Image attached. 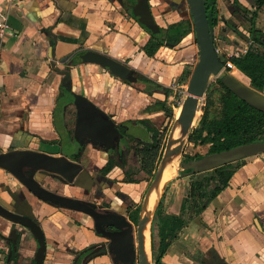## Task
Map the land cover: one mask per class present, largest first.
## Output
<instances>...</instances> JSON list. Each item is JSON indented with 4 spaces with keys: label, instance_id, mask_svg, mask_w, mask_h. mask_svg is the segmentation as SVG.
I'll list each match as a JSON object with an SVG mask.
<instances>
[{
    "label": "crops",
    "instance_id": "1",
    "mask_svg": "<svg viewBox=\"0 0 264 264\" xmlns=\"http://www.w3.org/2000/svg\"><path fill=\"white\" fill-rule=\"evenodd\" d=\"M130 1L0 0L7 22L0 37V151L34 149L78 162L84 171L78 182V175L71 182L53 173L37 172L35 176L52 191L120 212L125 209L124 196H131L134 203L140 199L141 183L125 181V172L116 164L106 173L99 170L109 151L92 142L87 130L81 136L77 132L83 139L75 136L77 115L64 81L108 114L124 139L130 128H143L149 140L147 124L163 132L161 125L169 119L171 101L177 92L184 93L198 57L193 31L177 46L162 45L153 56L146 55L141 47L149 33L129 13ZM174 1L153 5L149 0L159 25L190 17L187 6ZM238 1L249 9L254 6V0ZM230 2L217 0L219 14L225 19L233 16ZM234 16L245 20L238 13ZM223 25L220 19L214 27V44L221 58L242 46L232 31L221 33ZM255 25L264 32V6L257 11ZM86 51L124 62L137 80L128 82L107 67L82 60ZM229 73L235 79V73L242 74L248 81L237 80L249 85V78L238 68ZM140 75L164 86L167 96L141 82ZM157 100L165 101V109ZM134 135L130 137L142 140ZM232 162L238 166L229 184L200 217L191 218L178 232L161 264H203L201 260L208 264H264V153ZM182 181L181 193L171 188L164 195L167 212L180 211L187 183ZM0 204L38 220L46 242L42 264H122L108 239L95 230L92 217L39 198L2 167ZM36 249L30 231L0 216V264H32Z\"/></svg>",
    "mask_w": 264,
    "mask_h": 264
},
{
    "label": "water",
    "instance_id": "2",
    "mask_svg": "<svg viewBox=\"0 0 264 264\" xmlns=\"http://www.w3.org/2000/svg\"><path fill=\"white\" fill-rule=\"evenodd\" d=\"M185 2L187 3L194 36L198 45V57L192 69L179 113L175 117L167 135L157 170L145 192L138 213L135 236L132 222L122 212L109 208L100 209L95 203L90 201L52 191L44 187L35 176L37 172L43 174L53 173L65 181L71 182L78 175L75 180V182H78V178L84 172H81V165L78 162L72 161L63 155L54 156L34 149L0 151V167L12 173L34 195L49 200L58 206L85 212L92 217L95 230L108 239L113 253L122 264H153L151 262L150 249V224L166 183L163 185L154 207L149 210L150 195L152 190L160 184L167 166L175 158L179 159L183 143L187 138V132L193 126V121L200 108L199 100L205 94L211 76L220 78L225 87L239 98L264 111V93L252 88L250 83L246 85L239 82L223 69L222 61L214 44V29L210 28L204 0H185ZM131 11L134 19L145 30L151 33L160 30L161 25L156 21L149 0H133ZM220 18L225 21L224 16L221 15ZM51 41L53 42L52 39ZM86 52L89 53L90 57L87 58L81 55L84 61L95 62L102 67H107L111 73L128 82L134 83L137 80L130 67L124 62L104 53L96 51ZM64 84L72 95V103L76 110L77 125L75 136L81 140L83 137L79 138L77 132H80L81 136V133L87 130L92 142L102 145L106 150L114 147L118 149L123 133L115 122L83 93L72 91L69 81H64ZM177 125L180 126V136L177 145L173 147V133ZM172 149L173 153L171 154ZM259 153H264V140L251 141L219 152L204 154L199 159L184 163L183 167L192 168L193 172H199ZM0 216L8 221L22 225L33 234L37 249L32 264H42L46 242L43 229L38 220L17 210H10L1 204ZM146 230H148L149 237L148 245H146Z\"/></svg>",
    "mask_w": 264,
    "mask_h": 264
},
{
    "label": "trees",
    "instance_id": "3",
    "mask_svg": "<svg viewBox=\"0 0 264 264\" xmlns=\"http://www.w3.org/2000/svg\"><path fill=\"white\" fill-rule=\"evenodd\" d=\"M204 2L210 28L214 29L221 19L217 0H204ZM262 6H264V0H254L252 9L245 7L238 0H232L229 9L233 16L230 19H225L224 27L220 31L222 34H226L230 30L234 34L240 35L248 43V47L244 53H240L237 56L219 58L223 66L225 65L226 58H229L234 66L249 78L250 86L264 93V32L255 25L257 11ZM129 13L133 17L131 10ZM236 13L247 20L249 24L247 35L241 33L240 26L238 25L239 21L234 16ZM146 31L149 33V38L141 49L146 55L153 56L160 46L176 45L184 36L193 31L192 20L191 18L183 17L177 21L168 23L166 26H160L158 32L151 33L148 30ZM81 55L87 58L90 57L87 52ZM224 69L226 72L230 70L227 67H224ZM186 73L185 71L182 79L186 77ZM138 78L141 82L149 84L155 90L164 92L167 96V89L164 86L142 75ZM215 85H218L222 89L219 97L220 114L209 116L210 98ZM204 100V105L201 106L202 113L199 124L189 133L188 140L197 144H208L205 154L219 152L251 141L264 140V111L255 108L239 98L225 87L220 78H215V82L207 86ZM156 104L161 109H165L164 100H157ZM167 112L171 116L173 113L172 107ZM147 130L151 134L150 139L148 141L137 139L133 152L138 158L139 169L151 175L156 169L162 153L163 132L159 131L155 126H151V124H147ZM123 138L124 135L120 139ZM121 142L120 140L118 149L116 147L108 149L111 151L109 152L107 162L99 169L101 172H108L115 164L119 166L124 165L127 147L121 150ZM202 156L203 154L200 153L193 155L184 154L180 164L183 166L184 163L199 159ZM115 157L116 159H114ZM237 166L236 163L229 162L199 172H193L192 168H181L180 173L187 175L188 179L179 213L167 212L163 206V197L161 196L151 220L150 249L153 264H161L168 246L177 238L178 232L191 218L195 216L200 217L201 212L209 202L216 198L229 184V180ZM125 177V181L139 182V180L130 177L127 171L125 172ZM139 211L140 207L134 208L130 212L129 218L136 222ZM201 263L208 264L202 260Z\"/></svg>",
    "mask_w": 264,
    "mask_h": 264
},
{
    "label": "rangeland",
    "instance_id": "4",
    "mask_svg": "<svg viewBox=\"0 0 264 264\" xmlns=\"http://www.w3.org/2000/svg\"><path fill=\"white\" fill-rule=\"evenodd\" d=\"M176 1H178V2L181 1L179 5H186L187 6V3L185 2V0H180V1L176 0ZM162 3H163V1L152 0L153 5H161ZM238 21H239L238 25L240 26L241 33L247 35V33H248L247 27L249 26L247 20L245 19L244 21H242L241 19H238ZM237 36L239 37V39L241 41V45H244L246 43V41L243 40V38L240 35H237ZM194 38H195V36H194ZM195 42H196V39H195ZM223 69H224V66H223ZM228 73H229V71H228ZM214 82H215V76H211L209 84L214 83ZM214 87L215 88H214L213 93L211 94V98H210V104H209V110H208L209 116L220 114L219 97L221 95L222 89L218 85H215ZM185 90H186V88H185ZM185 94H186V92L183 93L181 91L176 93V95L173 97V99L171 101V105H172L171 107H172L173 113L171 116H169V119L164 120L163 124L161 125L162 126L161 129L163 131V137H162V144L163 145H162L161 156L163 154V150L165 147L167 135L170 131V128L173 124L175 117L177 116L176 113L178 111V106H179L178 102L179 101L182 102L183 98L185 97ZM204 99H205V94L199 100L200 108L196 114L195 122L193 123V126L191 127V129L187 132V138L185 139V141L183 143V149H182L181 155L178 159V167L176 169V172L171 179H169L165 182L166 187L161 192L163 194V195H161L163 197V201H164V195H166V192L171 191L170 190L171 188H173V190H175V191L177 189H179V193H181L182 182H183L182 178L185 179V181L188 179L187 175H182L180 173V170L183 167L180 164L182 161L181 159H182L183 155L184 154L193 155L195 153L201 154V151H202V153H204L208 147L207 146L208 144H202L197 148L196 143L193 144L191 141L188 140L189 133L193 130L194 127H196L199 124L200 116L202 113L201 106L204 105V101H205ZM72 120H73V112H72V118H70V122L68 123L69 125H70ZM134 134H137L142 140H148V138H149V136H148L149 133L147 131H145L143 128H137V129L130 128V130L127 132V135L129 137H126L125 139L124 138L121 139V141H122L121 143H123V141H124L123 144H124V147H127V149H126L127 151L125 154L124 165L121 167L119 165L118 166L120 169H123V171H122L123 173L127 171V173L129 174L130 177L139 180V183H141V186H142L141 187V197L137 201V203H134L131 196H129V195L124 196L125 204L129 205L131 208L141 207L145 192H146L151 180L153 179L155 172L157 170L158 164H159V163L157 164L156 169L154 170V172L151 175H149V174L145 173L143 170L139 169L138 158H137L135 153L133 154V149L136 146V140H137V138H134V137H136ZM130 136H134V137H130ZM66 144H68V143H66ZM161 156H160V159H161ZM114 159H116V157ZM126 177L124 175V180L126 179ZM135 226H136V223H134V228H135ZM195 254H197V252H195L194 255ZM151 262H152V258H151Z\"/></svg>",
    "mask_w": 264,
    "mask_h": 264
},
{
    "label": "bare ground",
    "instance_id": "5",
    "mask_svg": "<svg viewBox=\"0 0 264 264\" xmlns=\"http://www.w3.org/2000/svg\"><path fill=\"white\" fill-rule=\"evenodd\" d=\"M231 72V71H230ZM234 76L241 80V81H245L247 82V78L245 79L244 76L242 74H239V73H235ZM179 110H180V107H178V111L176 113V115L179 113ZM198 112V111H197ZM195 122V119L193 121V123ZM180 136V126L177 125V127L175 128L174 130V133H173V147L175 145H177V141H178V138ZM173 153V149L171 150V154ZM178 167V158H175L168 166L167 168L165 169V172L163 174V177H162V180L160 182L159 185H157L151 192V195H150V199H149V204H148V209H152L159 197V194L163 188V185L165 184V182L169 179H171L175 172H176V169ZM146 235H147V240H146V245H148L149 243V237H148V230H146Z\"/></svg>",
    "mask_w": 264,
    "mask_h": 264
},
{
    "label": "built area",
    "instance_id": "6",
    "mask_svg": "<svg viewBox=\"0 0 264 264\" xmlns=\"http://www.w3.org/2000/svg\"><path fill=\"white\" fill-rule=\"evenodd\" d=\"M6 29H7L6 15H5V13H2L0 11V37L6 31ZM247 47H248V43L246 42L244 45L240 46L238 49L230 51L228 53L227 57H229V56H237L240 53H244L246 51ZM224 67H227V68L231 69V68H233L235 66H234L233 62L229 58H226ZM184 92H186V90H184ZM178 105H179L178 107L181 106V101L178 102ZM0 107H1V97H0Z\"/></svg>",
    "mask_w": 264,
    "mask_h": 264
},
{
    "label": "flooded vegetation",
    "instance_id": "7",
    "mask_svg": "<svg viewBox=\"0 0 264 264\" xmlns=\"http://www.w3.org/2000/svg\"><path fill=\"white\" fill-rule=\"evenodd\" d=\"M179 1H180V0H179ZM163 2H164V1H163ZM180 2H181V1H180ZM180 2L174 1L175 5H178V3H180ZM132 3H133V2L130 1V5H132ZM150 5H151V4H150ZM189 18H191V17H189ZM122 145H123V146L120 148L121 150L124 149V144L122 143ZM108 151L110 152L111 150H108ZM103 206H104V205H100V209H104ZM133 209H134V208H131L129 205L125 204V209L123 210L122 213L126 216V218H127L130 222H132V224H133V228H134V223L137 224V221L134 222V221H132V220L129 218V214H130V212H131ZM135 233H136V226H135V228L133 229V234H134V236H135Z\"/></svg>",
    "mask_w": 264,
    "mask_h": 264
}]
</instances>
